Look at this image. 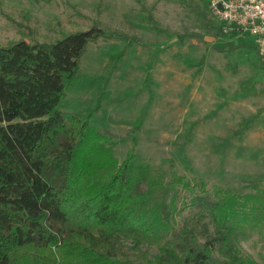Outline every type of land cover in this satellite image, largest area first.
Segmentation results:
<instances>
[{"label": "trees", "instance_id": "obj_1", "mask_svg": "<svg viewBox=\"0 0 264 264\" xmlns=\"http://www.w3.org/2000/svg\"><path fill=\"white\" fill-rule=\"evenodd\" d=\"M112 36L97 23L0 44V264H258L239 243L264 227V181L209 189L136 167L92 115L63 111L88 45Z\"/></svg>", "mask_w": 264, "mask_h": 264}, {"label": "rangeland", "instance_id": "obj_2", "mask_svg": "<svg viewBox=\"0 0 264 264\" xmlns=\"http://www.w3.org/2000/svg\"><path fill=\"white\" fill-rule=\"evenodd\" d=\"M97 23L114 37L88 45L63 111L92 115L117 157L130 153L136 167L209 189L264 181L259 38L221 23L210 0H0L5 46L54 43ZM239 249L264 264V227L242 235Z\"/></svg>", "mask_w": 264, "mask_h": 264}, {"label": "built area", "instance_id": "obj_3", "mask_svg": "<svg viewBox=\"0 0 264 264\" xmlns=\"http://www.w3.org/2000/svg\"><path fill=\"white\" fill-rule=\"evenodd\" d=\"M210 10L221 23L264 44V0H210Z\"/></svg>", "mask_w": 264, "mask_h": 264}]
</instances>
